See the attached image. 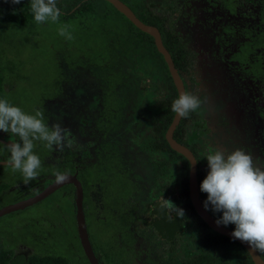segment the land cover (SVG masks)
Returning <instances> with one entry per match:
<instances>
[{
  "label": "rangeland",
  "instance_id": "1",
  "mask_svg": "<svg viewBox=\"0 0 264 264\" xmlns=\"http://www.w3.org/2000/svg\"><path fill=\"white\" fill-rule=\"evenodd\" d=\"M137 1L155 12L165 11L173 33L189 50L191 69L179 76L184 91L204 103L193 112L196 120L187 125L185 137L200 158V171L208 173L206 154L227 149L229 140H222L219 132L225 117L218 112L223 105L217 104L216 85L223 93L225 77L232 84L229 92H236L242 82L250 89L256 79L258 92H264V0ZM60 25L45 22L32 31L11 24L0 28L2 98L27 114L42 110L45 123H60L72 141L63 151L35 142L34 152L42 162L38 172L44 174L27 184L21 173L0 166V209L47 187L55 179L50 168L73 164L87 177L82 199L85 226L92 250L103 262L107 251H119L117 257L125 264H179L196 255V231L181 197L182 165L151 150V122L157 102L165 97L162 67L121 47L122 40L110 32L100 33L99 45L90 33H78L74 24L70 27L74 39L66 40L58 34ZM245 42L254 46L243 49ZM236 55L242 60L238 65L231 60ZM253 119L261 120L262 114L254 113ZM0 138L19 142L2 131ZM239 138L234 136L238 142ZM246 140L242 149L256 154L254 163L264 167V138L258 141L261 146L249 143L254 137ZM231 147L226 154L233 151ZM1 154L0 161L10 157L7 149ZM77 180L84 185L81 177ZM161 196L184 210L183 218L172 215L181 229L174 237L176 251L170 261L161 260L167 253L150 226L151 211L161 205ZM74 203L68 184L31 207L1 215L0 247L19 255H53L70 264H87L77 238ZM210 209L211 205L206 211L215 220L222 215ZM237 260L231 249L230 261Z\"/></svg>",
  "mask_w": 264,
  "mask_h": 264
},
{
  "label": "trees",
  "instance_id": "2",
  "mask_svg": "<svg viewBox=\"0 0 264 264\" xmlns=\"http://www.w3.org/2000/svg\"><path fill=\"white\" fill-rule=\"evenodd\" d=\"M124 3L140 20L147 26L154 27L158 30L162 44L167 52L170 54L175 69L179 72H185L186 52L184 46L175 37L174 33L168 29V14L163 10L154 12L147 6L143 5L137 0H120ZM57 7L61 11V16L58 23L66 25H76L77 32L80 34L90 33L101 44L102 37L100 33H112L115 38L122 40L121 47L129 49L135 53H142L143 57H149L160 64L164 72L166 82L164 84L165 97L157 102L158 113L154 116L151 123V132L155 138L153 149L169 153L173 156V160H177L182 165L181 177V197L184 199L185 209L188 211L193 220L195 227L194 242L199 249V253L181 264H230L227 260L230 259V250H234L238 257L237 264H252L247 253L236 242L225 238L213 231H211L194 213L187 196V173L188 164L178 154L171 151L164 140V133L172 119L173 111L171 109L172 102L177 98L175 89L171 79L166 70L165 64L161 56L156 52L151 37L136 29L128 20L119 14L114 8L105 0H57ZM51 22H46V26ZM2 24H11L14 28L26 29L32 31L39 29L33 18L30 9V0H21L19 4H12L10 0H0V28ZM44 30V28L42 29ZM97 45V46H99ZM1 55V54H0ZM14 67H11V69ZM7 69V68H5ZM3 66L0 60V98L4 93L3 82L4 76L2 74ZM194 116L190 114L188 118H180V121L175 128L172 138L173 140L184 147H188L185 137V129L187 124L191 123ZM6 148L0 144V159H2V151ZM193 153L197 162V187L199 197L205 201L207 194L200 191V184L206 177L207 173L200 171L199 161L200 158L196 153L194 147L189 148ZM60 170L66 173H73V164L66 166L62 169L50 168L49 173H55ZM44 174L43 171L39 175ZM88 176V174H87ZM81 177L84 185L82 187V199L85 201V190L87 187V177L81 172L77 174V178ZM72 188V187H71ZM86 205V203H84ZM83 206V205H82ZM83 209V207H82ZM84 213V210H83ZM159 223V224H158ZM170 226L173 232V251L175 249L174 235L180 231L178 220L174 218L168 221L165 216V210H162L161 205L158 204L153 209L152 228L155 232L159 231L165 241H168L170 234L164 233L165 227ZM228 229L234 230L233 226ZM168 231V230H167ZM117 252V253H116ZM116 252H103V264H124L121 262L119 251ZM260 258L264 261V254L258 253ZM101 259V258H100ZM110 259V262H109ZM103 260V259H101ZM0 264H70L68 260L53 255L44 256H29L15 254L13 251L6 250L0 247ZM233 264V263H232Z\"/></svg>",
  "mask_w": 264,
  "mask_h": 264
},
{
  "label": "clouds",
  "instance_id": "3",
  "mask_svg": "<svg viewBox=\"0 0 264 264\" xmlns=\"http://www.w3.org/2000/svg\"><path fill=\"white\" fill-rule=\"evenodd\" d=\"M10 2L19 4L21 0ZM30 9L37 24L59 22L61 11L57 0H30ZM70 27L60 25L58 34L66 40L74 39ZM203 103L196 94L183 91L172 102L171 109L178 117L188 118ZM0 131L19 138V142L4 147L10 152L7 166L13 173H21L25 184L38 177L42 166L40 157L34 152L35 142H44L49 150L58 151L72 146L67 129L60 123L46 124L42 110L27 114L20 107L10 104L7 98H0ZM205 159L209 171L200 184V191L207 194L203 207L209 210L211 205L212 212H221L222 215L215 221L218 226L234 224L231 236L247 242L252 251L264 254V167H258L253 156L242 148L227 154L213 149ZM54 175L57 183L69 179L68 174L60 170H56ZM161 208L167 211L170 220L173 214L176 218L184 216L183 209L162 196Z\"/></svg>",
  "mask_w": 264,
  "mask_h": 264
},
{
  "label": "water",
  "instance_id": "4",
  "mask_svg": "<svg viewBox=\"0 0 264 264\" xmlns=\"http://www.w3.org/2000/svg\"><path fill=\"white\" fill-rule=\"evenodd\" d=\"M108 4H110L114 10H116L119 14H121L126 20H128L136 29L141 31L142 33L151 37L154 47L158 54L162 57V60L166 66V70L171 79L173 87L176 92V96L180 95L181 92L184 91L183 84L179 77L177 70L175 69L173 62L170 58L169 53L163 47L160 34L158 30L154 27L147 26L143 24L140 20H138L132 11L120 0H105ZM181 117H178L176 113H173L172 119L164 133V140L170 150L180 155L187 163H188V173H187V193L189 203L196 214V216L213 232L228 238L237 244H239L244 251L247 253L250 258L252 264H264L263 260L259 257L257 252H254L250 249V246L247 242H242L239 239H234L231 236L232 230L227 229L222 225H217L215 223V219L207 213V211L202 207L201 200L199 198L198 189H197V179H196V160L192 152L182 146L177 144L173 138V132L177 127ZM13 141L10 139L3 140L0 138V144L5 146L6 144L12 143ZM8 160L0 161V166H7ZM69 179L64 183H57L55 179L42 191L36 193L34 196L27 198L25 200H21L15 202L11 205L3 207L0 209V216L3 214H7L10 212H14L16 210L25 209L31 207L40 201L46 199L49 195H51L55 190L64 186V185H72L74 188V196H75V225H76V233L80 248L82 253L86 259L88 264H100L97 260V257L92 250L90 240L87 236L86 226H85V218L82 209V189L79 181L76 179L75 175H69Z\"/></svg>",
  "mask_w": 264,
  "mask_h": 264
},
{
  "label": "flooded vegetation",
  "instance_id": "5",
  "mask_svg": "<svg viewBox=\"0 0 264 264\" xmlns=\"http://www.w3.org/2000/svg\"><path fill=\"white\" fill-rule=\"evenodd\" d=\"M154 11V10H153ZM155 12V11H154ZM157 12V11H156ZM264 22V20H261ZM168 22H169V25H168V29L171 31V33L173 34V31H172V28H171V23H170V17H168ZM175 35V34H174ZM175 37L180 41V43L184 46L185 48V52H186V64H185V72H178L179 73H187L191 67L190 65L192 64L190 59H189V50L186 46V44L180 39L178 38L176 35ZM161 38V37H160ZM162 42V41H161ZM163 45V44H162ZM250 46H254V43L251 42H245L243 44V49L244 48H248ZM164 47V46H163ZM243 49H240V51L242 52ZM156 50V49H155ZM167 51V50H166ZM157 52V51H156ZM160 55V54H159ZM170 55V54H169ZM162 58V57H161ZM171 58V57H170ZM151 59V58H150ZM153 60V59H152ZM172 60V59H171ZM232 63H234V65H238L239 62H241V58L240 56L236 55L234 56L232 59ZM155 61V60H154ZM156 62V61H155ZM158 63V62H156ZM159 64V63H158ZM166 67V66H165ZM227 68V66H226ZM228 71L230 72H233L231 70L228 69ZM180 77V76H179ZM252 80L249 81V83H251ZM255 85H253L254 83H252L251 85V88L250 89H247L246 88V85L244 84V82H242V86H237V91L234 92V91H231L229 92V87L230 85H232L231 83H229L228 81L225 80V77L222 79V88H223V93H221V86H219L218 84L216 85L217 88H218V97H216V100H217V104H222L223 107L218 109V112L220 114H223V116L225 117V120H224V126L222 127V130L220 129L219 132L222 134H220V136H223L222 140H226V139H229L228 142H226V146L227 149H225L226 151L229 150L230 148V145H232V149H238V148H243V145L245 146V142H248V140H246V137L249 136L250 138L251 137H254L255 140L253 141H250L249 143H254V145H257L258 141L262 140L264 138V92H258V81L255 79ZM184 87V86H183ZM242 89H245V90H242ZM247 90V91H246ZM235 95V96H233ZM229 96V97H228ZM231 96V97H230ZM214 98V97H212ZM209 100L210 97H209ZM209 103V102H208ZM212 104V102H211ZM210 105V103H209ZM213 105V104H212ZM158 113V112H157ZM156 113V114H157ZM255 113V115H260L262 114V119L258 121H254L253 119V114ZM155 114V115H156ZM193 116H194V119L191 121V123L194 122V120H196V115L195 113H191ZM154 115V116H155ZM154 116H153V119H154ZM153 121V120H152ZM152 123V122H151ZM190 124V123H189ZM188 125V124H187ZM187 127V126H186ZM226 127V129H225ZM225 130V131H224ZM186 131V129H185ZM214 131V129H212V132ZM150 133H151V136L153 138V144L155 142V138L151 132V126H150ZM234 136L236 137H240L239 138V142L237 140L234 139ZM245 138V139H244ZM187 140V139H186ZM241 140V141H240ZM228 143V145H227ZM151 146V150L155 153H160V154H167L169 155V158H173L172 155H170L169 153H165V152H162V151H156L153 149V145ZM188 144V142H187ZM240 144V146H239ZM260 144L261 146V143H258ZM234 146V147H233ZM264 147V145H262ZM191 147H194V146H191ZM190 146L186 147V148H191ZM256 148V147H255ZM170 149V148H169ZM195 149V147H194ZM258 149V147L256 148ZM196 150V149H195ZM224 150V148H221V152L225 153L226 154V151ZM172 151V150H171ZM193 154V153H192ZM258 155V154H257ZM253 158H256V154H254ZM196 160V159H195ZM188 164V163H187ZM199 165H200V161H199ZM74 167V166H73ZM196 167H197V162H196ZM74 172L69 174V175H75L76 179L77 178V174L79 173V171L77 169H75L74 167ZM197 172V170H196ZM80 183V182H79ZM70 187H72V189L74 190L73 186L69 184ZM46 188V187H45ZM82 189V188H81ZM198 189V187H197ZM199 194V192H198ZM121 195L122 197H125L126 195V189H123V191L121 192ZM187 196H188V193H187ZM32 196H29L27 198H30ZM25 198V199H27ZM200 198V197H199ZM24 199V200H25ZM201 200V198H200ZM189 201V200H188ZM11 205V204H9ZM201 205L203 207V202H201ZM8 206V205H7ZM191 206V205H190ZM6 207V206H5ZM155 208V207H154ZM153 208V209H154ZM204 208V207H203ZM153 209L151 211V221H150V226L152 228V219H153ZM210 215V214H209ZM165 216L167 218L168 221H171L173 220V218L170 220L169 219V216H168V213L167 211H165ZM214 218V217H213ZM215 219V218H214ZM159 224V223H158ZM194 226V225H193ZM181 227V226H180ZM228 229L229 226H224ZM234 227V226H233ZM195 228V227H194ZM235 229V227H234ZM153 230V228H152ZM168 230V231H167ZM230 230V229H229ZM233 231V230H232ZM166 232H168V234H170L171 232V229H170V226H166L165 227V231L164 233L167 234ZM153 233L157 236V238L159 239L160 241V245L162 247V250L163 252L166 254L167 253V256H162L161 257V260L165 261V260H172L173 259V255L172 253H175L176 251V244H175V249L173 251V232H171V235L168 239V241H165L164 238H162V235L159 231L155 232L153 230ZM178 233V232H177ZM176 233V234H177ZM167 234V235H168ZM175 234V235H176ZM174 235V237H175ZM175 243V242H174ZM197 246V245H196ZM198 248V247H197ZM199 250V249H198ZM82 251V250H81ZM110 251V249H109ZM95 255L97 254L96 252H94ZM199 252H197L198 254ZM258 253V252H257ZM196 254V255H197ZM259 255V254H258ZM195 256V255H194ZM97 257V260L98 262L101 264V262H103V260L100 259V257H98V255H96ZM193 257V256H192ZM190 257V258H192ZM260 257V256H259ZM188 258V259H190ZM187 259V260H188ZM250 259V258H249ZM121 260V259H120ZM185 260V261H187ZM228 262H230V264H232V262L229 260H227ZM109 262H110V259H109ZM122 263H124L122 260H121ZM184 262V261H183ZM264 262V261H263ZM104 263V262H103ZM111 263V262H110ZM182 262H180L179 264H181ZM237 263H238V260H237ZM236 263V264H237ZM88 264V263H87ZM125 264V263H124Z\"/></svg>",
  "mask_w": 264,
  "mask_h": 264
}]
</instances>
